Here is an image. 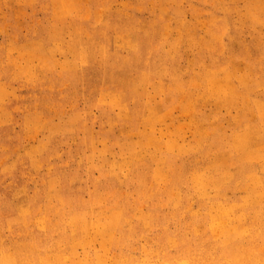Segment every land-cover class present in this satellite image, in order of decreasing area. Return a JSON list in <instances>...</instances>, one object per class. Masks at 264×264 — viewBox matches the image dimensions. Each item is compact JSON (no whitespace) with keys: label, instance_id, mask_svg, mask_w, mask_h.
<instances>
[{"label":"rangeland","instance_id":"rangeland-1","mask_svg":"<svg viewBox=\"0 0 264 264\" xmlns=\"http://www.w3.org/2000/svg\"><path fill=\"white\" fill-rule=\"evenodd\" d=\"M0 264H264V0H0Z\"/></svg>","mask_w":264,"mask_h":264}]
</instances>
